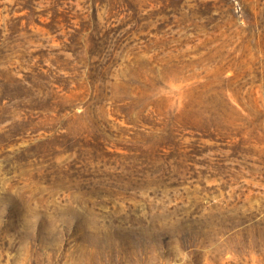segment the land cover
<instances>
[{
  "label": "rangeland",
  "instance_id": "obj_1",
  "mask_svg": "<svg viewBox=\"0 0 264 264\" xmlns=\"http://www.w3.org/2000/svg\"><path fill=\"white\" fill-rule=\"evenodd\" d=\"M0 264H264V0H0Z\"/></svg>",
  "mask_w": 264,
  "mask_h": 264
}]
</instances>
